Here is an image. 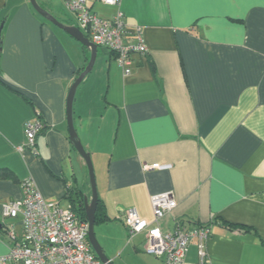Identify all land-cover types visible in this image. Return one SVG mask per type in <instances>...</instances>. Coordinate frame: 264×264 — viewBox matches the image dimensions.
Instances as JSON below:
<instances>
[{
	"label": "crops",
	"instance_id": "obj_1",
	"mask_svg": "<svg viewBox=\"0 0 264 264\" xmlns=\"http://www.w3.org/2000/svg\"><path fill=\"white\" fill-rule=\"evenodd\" d=\"M37 1L75 25L70 0ZM88 6L104 19L121 9L130 29L142 28L148 47L133 55L127 77L114 55L98 47L74 100L78 135L91 157L98 155V205L108 219L95 224V234L105 254L113 264H165L145 251L146 232L130 236L123 217L132 209L163 232L181 223L209 225L208 264H264V0H122L120 6L90 0ZM1 25L3 257L12 242L1 232L10 224L19 238L23 232L20 219L4 217V207L24 198L26 181L65 210L74 209L70 188L84 194V204L91 199L87 165L71 144L67 121L70 88L90 53L30 0H0ZM36 120L48 129L31 148L26 124ZM170 191L177 206L156 223L151 197ZM199 263L193 241L185 264Z\"/></svg>",
	"mask_w": 264,
	"mask_h": 264
},
{
	"label": "built area",
	"instance_id": "obj_2",
	"mask_svg": "<svg viewBox=\"0 0 264 264\" xmlns=\"http://www.w3.org/2000/svg\"><path fill=\"white\" fill-rule=\"evenodd\" d=\"M89 1L70 0L68 3L79 29L97 47H104L115 54V61L125 77L131 75L133 55L148 53L142 28L130 29L121 9L112 19L101 18L88 6ZM94 1L111 6H120L122 2ZM43 127L40 120L26 124L29 147H34L36 136ZM24 192L22 200L4 207V217L20 219L23 232L19 238L15 224L5 227L12 246L8 255L0 257V264H106L97 257L89 243V223L79 220L74 209L65 210L58 204L46 203L30 181L24 183ZM151 205L157 223L177 206V201L170 191L153 195ZM123 221L131 237L146 232L145 251L164 258L165 264H185L193 241L199 249V264H208L206 242L211 236L210 226L189 228L181 223L173 232H163L157 225L151 227L132 209L125 212Z\"/></svg>",
	"mask_w": 264,
	"mask_h": 264
},
{
	"label": "water",
	"instance_id": "obj_3",
	"mask_svg": "<svg viewBox=\"0 0 264 264\" xmlns=\"http://www.w3.org/2000/svg\"><path fill=\"white\" fill-rule=\"evenodd\" d=\"M33 8L35 11L42 16L44 19L48 20L49 22L53 23L58 28L64 30L70 36L78 40L83 46H85L90 51V59L89 62L84 69V71L80 74V76L75 80L72 84L68 98H67V121H68V128H69V137L71 144L76 149L78 154L85 160L90 177V185L92 190V198L89 200L88 197H85V211L89 223V233H88V240L90 245L92 246L95 254L97 257L106 264H113L112 260L108 258L105 254L104 250L102 249L100 243L98 242L95 234V224H96V212L99 203V194L97 190V181H96V174L94 169V164L92 161L91 154L85 149L78 132L75 127L74 123V100L76 97L77 90L85 78L91 73L94 68L97 56H98V47L93 44L85 35L84 33L76 26H70L67 24L61 23L54 15H52L49 11L45 10L37 0H30ZM3 25L0 27V50L2 48L1 43V31ZM3 224L0 223V230L2 229Z\"/></svg>",
	"mask_w": 264,
	"mask_h": 264
},
{
	"label": "trees",
	"instance_id": "obj_4",
	"mask_svg": "<svg viewBox=\"0 0 264 264\" xmlns=\"http://www.w3.org/2000/svg\"><path fill=\"white\" fill-rule=\"evenodd\" d=\"M84 49L87 50L86 48H84ZM87 51H89V50H87ZM89 53H90V51H89ZM110 54H111V56L114 55L113 57H115V54H113V53H110ZM47 129H48L47 126L44 124L42 131L39 132L38 135L41 134L42 132L46 131ZM38 135L36 136L34 147L36 146V141H37ZM67 191H68L67 198H69L72 201L73 208H74L75 212L77 213L79 220L84 221V222H88L86 211H85L84 194L75 188H70ZM99 210H101V201H100V204L98 205V210L96 213V224L105 222L108 219L107 216ZM203 226H209V225L197 224L194 227H203ZM1 234L4 235L5 231H4V233L1 232Z\"/></svg>",
	"mask_w": 264,
	"mask_h": 264
},
{
	"label": "rangeland",
	"instance_id": "obj_5",
	"mask_svg": "<svg viewBox=\"0 0 264 264\" xmlns=\"http://www.w3.org/2000/svg\"><path fill=\"white\" fill-rule=\"evenodd\" d=\"M67 14V13H66ZM65 15V14H64ZM74 24L75 25H77V20L74 22ZM75 25H73V26H75ZM83 32V31H82ZM106 50V49H105ZM108 122H109V120H108ZM89 125V124H88ZM110 125V124H109ZM96 127H98V128H100L101 127V125L98 123L97 125H96ZM108 127L109 126H107V129H108ZM84 144V143H83ZM86 145V144H85ZM84 145V146H85ZM88 146L86 145L85 146V148L87 149V151L89 152L90 150L87 148ZM90 153V152H89ZM92 156V155H91ZM94 159V160H93ZM92 161H93V164H94V169H95V174H96V179L98 180V176H99V164H98V155L97 154H95L93 157H92ZM86 172H87V174H88V177H87V181L90 183V177H89V171H88V168H87V166H86ZM80 179H81V181H83V178H82V176H80ZM89 187L91 188V185H89ZM90 193H91V198H92V190L90 189ZM128 263H130L129 261H127Z\"/></svg>",
	"mask_w": 264,
	"mask_h": 264
}]
</instances>
